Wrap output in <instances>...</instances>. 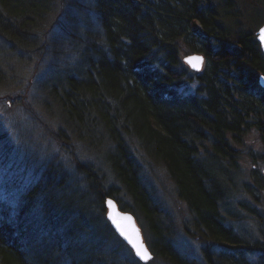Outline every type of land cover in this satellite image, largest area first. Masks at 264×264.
I'll list each match as a JSON object with an SVG mask.
<instances>
[{"label": "trees", "instance_id": "1", "mask_svg": "<svg viewBox=\"0 0 264 264\" xmlns=\"http://www.w3.org/2000/svg\"><path fill=\"white\" fill-rule=\"evenodd\" d=\"M91 2L94 5L89 6ZM55 5L56 0H0V33L17 40L24 25L37 15L48 20ZM216 6L210 0L70 3L66 23L58 22L67 26L59 29L64 37L56 42L62 48L69 40L79 53L69 64L63 60L61 66L57 59L62 55L54 56L42 82L43 100L52 110L53 99L54 111L66 114L75 129L71 134L64 128V133H56L57 139L64 144L68 141L70 148L76 136L96 154L91 162L73 159V172L53 162L42 183L36 173L29 184L19 183V187L15 181L0 178V264H105L109 257L125 264L123 249L128 250L132 264H139L113 229L104 234L109 222L107 195L122 209L134 212L148 244L164 264H201L184 253L177 240L172 242L176 235L173 215L164 204L168 211L162 212L161 204L154 200L157 191L135 156L140 149L146 157L164 164L188 203L192 217L185 219L191 220L192 227L186 222V230L204 243L211 240L220 245L219 255L207 245L200 252L202 263L264 264V224L258 222L259 238L245 237L235 228L238 224L232 219L236 212L230 205L239 186L232 177L237 154L229 134L239 141L244 123L241 111H247L231 92L220 99L219 90L212 85L218 78L211 77L222 70V64L236 71L242 67L244 73L235 76L237 85L261 88L256 73H264V54L257 34L230 31ZM92 20L97 27L89 25ZM183 46L188 53L202 52L209 59L207 70L199 77L201 96L197 92V99L187 101L181 99L180 90L195 78L183 60ZM4 59H0L1 82L6 78ZM260 113L252 115L259 117ZM258 123L264 138V122ZM0 138L7 141L4 133ZM13 159L0 146V162L5 168L22 167ZM106 164L121 180L128 199L120 186L97 184L108 175ZM53 165H58L55 172ZM97 236L106 238L101 242L110 244L109 253L97 251Z\"/></svg>", "mask_w": 264, "mask_h": 264}, {"label": "rangeland", "instance_id": "2", "mask_svg": "<svg viewBox=\"0 0 264 264\" xmlns=\"http://www.w3.org/2000/svg\"><path fill=\"white\" fill-rule=\"evenodd\" d=\"M73 1L75 0H56L55 10L49 16L46 25H44L45 29H41V36H39L38 43L35 41L34 48L28 46L31 49L30 51H24L22 48L23 52L21 51L20 53H23V56L19 57L17 55V57H14L15 59L12 57L14 60L9 57L6 59L0 58L6 62L4 65L6 78L4 82L0 81V136L4 133V137L7 138V141L0 138V146L3 147L6 156L9 155L10 159L14 158L13 160L17 162V165L22 166V173L26 172V177L24 176L23 178L20 173H17L15 169L13 170V166L5 168L0 162V178L8 182L15 181L18 187L20 184H23L21 186L29 184L33 173H36L34 169H45L53 162L58 161L62 168L67 167L70 172H73V159L91 162L96 154V152L90 150L88 145H85V142L79 141L76 136L72 137L73 142H70L72 145L70 148L68 141L64 144L57 139L56 133H64V128L68 129L69 132L72 129L74 133L75 129L71 127L68 116H65L66 114L54 111L57 106L52 98V102H50L52 110L45 107L44 103L46 101L43 100V98H46L44 96L46 91L42 82L48 77L50 62H53L55 56L53 51L59 48L57 51L59 54L57 53V55L62 56L57 60L60 66L63 60L69 64V61L76 59L77 53H79L78 49L75 50L71 46L69 40L66 41L62 48L60 42H56L63 39L57 33L60 29L58 20L64 9L63 5L70 6ZM81 1L87 3L88 0ZM210 2L216 4V9L222 12V23H225L230 31L232 30L236 34L255 32L264 24V0H210ZM91 5H94V3L91 2L89 6ZM75 14L78 15L79 13L75 12ZM78 22V26H80V20ZM89 25L97 27V23L93 22V20ZM41 44H43L41 50L46 49L47 52V49H52L51 53H49L52 56L49 55L46 58L42 54L41 56L39 55L40 59L35 61L38 57L33 52ZM183 49L187 50L184 46ZM12 52L15 53L13 49ZM188 52L186 51L183 56L188 55ZM208 61L209 59L206 57L202 68L198 71L193 70L194 82L192 84L186 83L187 86L182 91L180 90L183 101H187L190 98L197 99V92L201 96L198 88L202 80L199 77L207 70ZM221 67L222 70L219 73L211 74L212 78H218L212 80V85L219 90V98H228L226 95L231 92L232 98L236 101H241L247 111L245 113L243 110L241 111V115H244V123L242 129L239 130L241 132L239 141L234 140L233 135L229 134L231 146L237 154V160L234 163L235 169H233V176H231L236 178L237 187L239 186L238 190L233 191L230 199V205L236 212L234 213L235 219L233 218L232 221L235 220L234 222L238 224L235 225V228L243 233L245 237L256 236L259 238L262 233L261 225L259 226L258 222L264 224L261 221L264 220V138L258 122L260 120L264 122V116L262 117L264 115V90L261 92L258 91L259 89L254 91L251 85L244 83L247 82V78L242 81L244 84L241 87L237 85V77L235 76L243 74L244 68L241 67L242 71H236L235 69H228L224 64ZM7 69L9 70L8 73ZM259 73H256L257 77ZM221 84L224 85L223 88L220 87ZM226 88H229V92ZM260 109H263L261 113ZM256 111L260 113L259 117L252 115ZM247 113L248 115L246 116ZM72 132L71 134H73ZM130 143L131 141H129ZM10 145L14 148L10 147ZM145 154L146 152L143 149L135 150V156L142 163L143 168L146 169L147 176L145 177L153 183L154 189L157 191L154 195V200L161 204L160 210L167 213V209H169L173 216H179L184 219L191 218V210L179 198L175 181L170 177L166 167L155 162L154 159L146 157ZM151 154L155 157L154 153L151 152ZM55 166H52V172H55L56 167L58 169V165ZM108 167V164H106L105 169L108 175L106 176L105 174V178L103 177L102 179V181L105 180V184L102 181H98L97 184L108 185L111 188L121 186V180H117L112 174L113 171L110 172ZM68 179L70 178L68 177ZM87 186L92 189V183L88 182ZM233 186H236L235 183ZM122 196L128 199L126 191H124ZM163 204L166 205L167 209L163 208ZM250 211H252V215ZM173 225V234L176 235L172 242L177 240V245L184 253L192 254L191 256L195 257L194 261L204 264L202 263L201 253H195L199 242L190 237L186 231V225L190 228L192 227L191 220H188L186 225H175V223ZM206 244L209 246L210 252L214 255H219V247L215 242L207 240ZM91 246L93 245L91 244ZM97 247V251L109 253L110 248L101 241L98 242ZM127 254V249L121 251V255L125 260L128 262L132 261L130 255ZM148 264H164V262L161 258H157Z\"/></svg>", "mask_w": 264, "mask_h": 264}, {"label": "bare ground", "instance_id": "3", "mask_svg": "<svg viewBox=\"0 0 264 264\" xmlns=\"http://www.w3.org/2000/svg\"><path fill=\"white\" fill-rule=\"evenodd\" d=\"M63 11L61 13V16H60V19L58 20L61 21L63 20V23H66V20H67V15L69 14V12L71 11V8L69 5H64L63 7ZM67 13V14H66ZM40 15V14H39ZM37 15L35 17V20L34 21H29L28 24L25 26L24 25V28L21 30V33H20V36L17 38V40H11L6 34H3V33H0V55L3 57L4 55H7V57H9L10 59H13L14 57H17V55L19 57L23 56V53H20L23 48V50H27V51H30L31 49L29 48L30 46L34 48L35 46V41L39 40V36H41V32L46 25L47 21L48 20H42L40 18V16ZM65 25V24H64ZM64 25H61L60 26V23H58V27H60L61 30H63L64 28H66L67 26H64ZM54 28V27H53ZM45 29V28H44ZM43 29V30H44ZM60 32V30L58 31V33ZM61 35V37L63 38L64 35H62V33H59ZM16 41V42H15ZM15 46V47H14ZM29 46V47H28ZM9 47V48H7ZM14 47V48H12ZM42 47H38L34 53L35 56L38 57V59H35V61L39 60L40 59V56L43 54L46 58L50 55L49 53H51V50L52 49H47V52H46V49H42ZM261 48H262V45H261ZM12 49L15 53L12 52ZM20 50V51H19ZM11 52V53H10ZM23 52V51H22ZM40 52V53H39ZM55 53V55H57V52L54 50L53 51ZM17 53V54H16ZM40 55V56H39ZM52 56V55H50ZM13 57V58H12ZM15 59V58H14ZM13 59V60H14ZM20 60V59H19ZM192 68V67H191ZM248 70V69H247ZM249 72V71H247ZM254 91L259 89L258 91H262V88H259L258 86H251ZM131 141V144L133 143L132 140ZM160 165L163 164L161 161L158 162ZM164 165V164H163ZM44 168V166H42ZM15 171L17 173H20V175H22V177L24 178V176L26 177V172L22 173V168L19 167V168H16ZM49 171V166H47L45 169H40V170H37V169H34V172H36L37 175L41 176L42 179L39 180L38 182L39 183H42V180L45 181V179L43 177H45V175L47 174V172ZM42 186V185H41ZM177 188V187H176ZM120 190H123V191H127L125 189V187L123 185H121L119 187ZM178 190V188H177ZM249 193V191H248ZM178 195H179V192H178ZM111 196L107 195L106 197V200H108V198H110ZM179 198H181V196L179 195ZM183 202H185L187 205L188 203L186 202L185 199H182ZM106 211L108 212L109 209L107 208V204H106ZM191 217H192V213H191ZM109 221V219H108ZM171 221H173V223H175V225H181V224H185L186 222H188L186 219L182 218V217H179V216H172L171 217ZM138 223V222H137ZM142 224V222H141ZM139 225V224H138ZM111 229H113V232L117 233V231L115 230L113 224L109 221L107 223V225L105 226L104 228V234H106L107 232L109 231H112ZM187 231V230H186ZM144 233V231H143ZM187 234H189L190 237H192L193 239H195L197 242H199V244L197 245V252H201L204 250V248L207 247V244L204 243L203 241H201V239L197 236V235H192L189 231H187ZM192 235V236H191ZM144 237H145V233H144ZM106 238L105 237H95L94 240L96 241H104ZM145 241H146V238H145ZM212 243V242H211ZM106 245L110 248V244L106 243ZM218 247L220 245H217ZM192 255V254H191ZM106 261L105 264H120V262L118 260H116L115 258L113 257H110L108 260H104ZM125 264H132L131 260L129 262H125Z\"/></svg>", "mask_w": 264, "mask_h": 264}, {"label": "water", "instance_id": "4", "mask_svg": "<svg viewBox=\"0 0 264 264\" xmlns=\"http://www.w3.org/2000/svg\"><path fill=\"white\" fill-rule=\"evenodd\" d=\"M264 29V24L257 30L258 40L262 44V49L264 52V34H262L261 30ZM205 56L203 54H189L186 56L185 61L190 64V66L195 70H200L203 65ZM191 59V63L189 60ZM195 65V66H194ZM260 84L264 86V75L260 77ZM107 208L109 209L108 218L110 222L113 224L117 234L121 235L124 241L132 246L135 251V255L143 262H147L154 257L150 248L144 241L143 233L141 232L140 226L138 225L136 218L133 213H129L121 210L118 207L117 202H115L112 198H108Z\"/></svg>", "mask_w": 264, "mask_h": 264}, {"label": "snow or ice", "instance_id": "5", "mask_svg": "<svg viewBox=\"0 0 264 264\" xmlns=\"http://www.w3.org/2000/svg\"><path fill=\"white\" fill-rule=\"evenodd\" d=\"M261 32H262V34H264V29H262ZM262 38H264V36H262ZM189 62L191 63V59L189 60Z\"/></svg>", "mask_w": 264, "mask_h": 264}]
</instances>
